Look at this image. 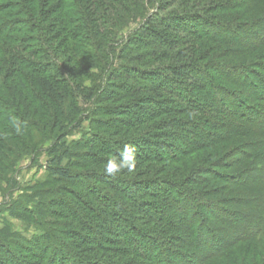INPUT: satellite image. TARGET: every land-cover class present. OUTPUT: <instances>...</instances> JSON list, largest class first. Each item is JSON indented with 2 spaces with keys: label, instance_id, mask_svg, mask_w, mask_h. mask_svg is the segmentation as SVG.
<instances>
[{
  "label": "trees",
  "instance_id": "obj_1",
  "mask_svg": "<svg viewBox=\"0 0 264 264\" xmlns=\"http://www.w3.org/2000/svg\"><path fill=\"white\" fill-rule=\"evenodd\" d=\"M257 2L0 0V190L46 156L31 193L6 197L36 233L4 218L0 264L264 258ZM125 148L132 169L108 174Z\"/></svg>",
  "mask_w": 264,
  "mask_h": 264
},
{
  "label": "rangeland",
  "instance_id": "obj_2",
  "mask_svg": "<svg viewBox=\"0 0 264 264\" xmlns=\"http://www.w3.org/2000/svg\"><path fill=\"white\" fill-rule=\"evenodd\" d=\"M254 11L258 15L259 13H262L264 11V0H259V2L256 3L254 6ZM226 16H230L231 13H225ZM235 15V14H234ZM251 18V16H248ZM137 25H131L130 30H133L136 28ZM128 30V29H127ZM233 59V58H232ZM227 60V59H226ZM262 61H264V57L261 58ZM230 61V59H229ZM260 62V60H259ZM261 70V68H260ZM89 123L85 124V127H88ZM82 137L81 134L77 133L74 136L70 137V140L73 139H80ZM25 152V151H24ZM26 153V152H25ZM33 154L31 152H27L25 155H23L22 158L18 160V164L16 166V173L14 174V177L16 178L17 182L19 183L18 185L20 187H13L11 190L8 188L4 193L2 190H0V227L2 225L3 219L7 218L11 222L13 228L21 233H23L26 237H31L36 233L35 229L31 227V225H27L23 220L13 218L9 215V212L6 210V203L8 202L7 200V195L10 197V201L16 200V199H21L25 197V195H28L31 193L30 191L28 192L26 190L27 187L31 186V184L35 183L37 180L43 179L45 177V172H46V156L43 154L40 157L39 163H33ZM234 159V158H233ZM221 171H223L224 168L220 166ZM206 178L210 179L211 175L210 174H204ZM215 183H210L207 182L206 185H214L218 183V185H223L224 183L222 181H217L215 180ZM223 183V184H222ZM226 185V184H225ZM4 186V184H3ZM195 187V186H194ZM4 188H6L4 186ZM252 250L256 253L259 252L257 248H252ZM259 258L256 259L254 264H258L260 260H264L262 258L263 256L259 252Z\"/></svg>",
  "mask_w": 264,
  "mask_h": 264
},
{
  "label": "clouds",
  "instance_id": "obj_3",
  "mask_svg": "<svg viewBox=\"0 0 264 264\" xmlns=\"http://www.w3.org/2000/svg\"><path fill=\"white\" fill-rule=\"evenodd\" d=\"M129 159L130 157H129L128 149L125 148L123 153H121L118 167L114 168L113 161L109 160L107 162L105 171L110 175H115L117 172L125 168L130 171L132 169V165L129 163Z\"/></svg>",
  "mask_w": 264,
  "mask_h": 264
}]
</instances>
